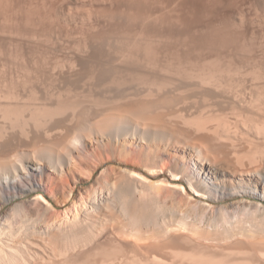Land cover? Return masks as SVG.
Here are the masks:
<instances>
[{
    "label": "bare ground",
    "instance_id": "1",
    "mask_svg": "<svg viewBox=\"0 0 264 264\" xmlns=\"http://www.w3.org/2000/svg\"><path fill=\"white\" fill-rule=\"evenodd\" d=\"M205 40L85 45L35 77L43 93L27 104L0 92V264H264V91L236 104L216 90L193 54L224 39ZM127 139L145 145L138 165L97 180L75 211L86 180L70 173L60 194L66 166L86 141ZM69 199L72 217L58 211Z\"/></svg>",
    "mask_w": 264,
    "mask_h": 264
},
{
    "label": "rangeland",
    "instance_id": "2",
    "mask_svg": "<svg viewBox=\"0 0 264 264\" xmlns=\"http://www.w3.org/2000/svg\"><path fill=\"white\" fill-rule=\"evenodd\" d=\"M216 36L224 40L193 54L202 56L200 63L218 77L216 90L226 92L236 104L249 96L253 86L264 91V0H0V92L15 89L14 101L27 104L30 88L43 93L35 77H51L85 45L138 44L156 51L183 49L197 40L204 45L205 39ZM131 142L127 139L125 152L117 140L85 142V154L60 174L65 181L60 194L70 173L86 180L73 192L78 200L75 211L85 208L80 198H88L97 180L115 178L128 168V161L138 165L134 153L142 151L144 143ZM111 148L114 154L109 153ZM46 172L57 175L49 168ZM144 176L155 182L150 185L161 181ZM71 204L69 199L58 211L65 209L66 217H72Z\"/></svg>",
    "mask_w": 264,
    "mask_h": 264
}]
</instances>
